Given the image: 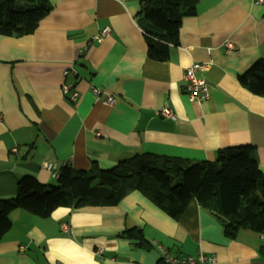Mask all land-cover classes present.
Returning <instances> with one entry per match:
<instances>
[{"label": "crops", "instance_id": "obj_1", "mask_svg": "<svg viewBox=\"0 0 264 264\" xmlns=\"http://www.w3.org/2000/svg\"><path fill=\"white\" fill-rule=\"evenodd\" d=\"M47 1L52 9L33 34L0 35V199L14 197L24 176L57 186L53 173L64 164L109 171L151 154L198 165L248 145L264 176V98L240 82L264 57V3L197 0L179 45L154 61L138 24L141 0ZM108 27L110 35L93 40ZM193 63L208 65L199 77L210 98L201 103L186 92ZM63 84L71 87L67 95ZM94 87L102 95L92 94ZM166 109L174 118L162 114ZM188 205L173 219L133 191L114 207L59 208L45 219L18 210L0 243V264H164L161 248L214 255L218 264H264V234L230 239L196 200ZM133 228L145 246L123 237Z\"/></svg>", "mask_w": 264, "mask_h": 264}, {"label": "trees", "instance_id": "obj_2", "mask_svg": "<svg viewBox=\"0 0 264 264\" xmlns=\"http://www.w3.org/2000/svg\"><path fill=\"white\" fill-rule=\"evenodd\" d=\"M138 24L147 38L148 57L165 61L170 47L179 45L182 21L197 12V0H141ZM47 0H0V35L33 34L51 11ZM244 88L264 98V57L240 77ZM213 162H191L166 156L138 155L104 171L93 166L78 171L64 166L57 186L36 178L18 181L14 197L0 199V243L12 229L11 215L24 210L49 218L59 208L114 207L138 191L173 219H178L193 200L235 239L242 231L264 234V176L256 147L222 149ZM123 237L145 246L141 231L127 230Z\"/></svg>", "mask_w": 264, "mask_h": 264}, {"label": "built area", "instance_id": "obj_3", "mask_svg": "<svg viewBox=\"0 0 264 264\" xmlns=\"http://www.w3.org/2000/svg\"><path fill=\"white\" fill-rule=\"evenodd\" d=\"M264 3V0H256V4H262ZM112 32L111 28H105L103 29L98 35H96L93 40L96 42H101L103 38L110 35ZM226 51L232 52L234 49V46L232 43L227 42L225 44ZM208 70V65L206 64H200V63H193L190 64V66L186 69L185 72V81H186V92L189 100L194 103H201L206 100H209L210 98V90L209 85L207 84L206 80L204 78L199 77V74L202 72H206ZM69 71H65L64 75H69ZM62 91L64 95H67L71 91V87L68 84H63ZM92 94L96 96L102 95V91L99 88L94 87L92 89ZM79 97V93L77 91H73L70 94V99L72 101H75ZM107 104L114 105L115 99L112 96H108L105 101ZM162 114L165 117L168 118H174L173 113L171 110H163ZM67 166L66 164L63 165ZM47 169L53 170L54 166L53 164H47ZM54 177L59 178L60 171L54 170ZM162 250V261L164 264H218L217 257L214 255H206L201 254L197 257H182L173 254L170 252L167 248H161Z\"/></svg>", "mask_w": 264, "mask_h": 264}]
</instances>
